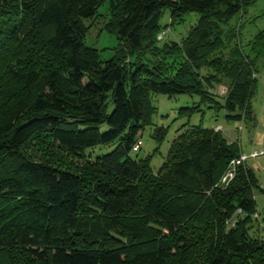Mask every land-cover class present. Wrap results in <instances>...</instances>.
I'll return each instance as SVG.
<instances>
[{"label":"trees","instance_id":"1","mask_svg":"<svg viewBox=\"0 0 264 264\" xmlns=\"http://www.w3.org/2000/svg\"><path fill=\"white\" fill-rule=\"evenodd\" d=\"M255 2L0 0V100H8L0 108V250L14 252L11 264H186L194 246L199 264H264V240L248 232L261 224L256 170L243 162L222 186L239 147L189 124L202 107L226 121L256 119L252 74L261 72L264 28L245 43L236 29ZM104 3L102 28L117 38L106 60L86 44L84 23ZM189 12L198 18L181 40L157 38ZM155 93L198 101L179 109L189 127L153 171V155L139 158L141 144L133 147ZM165 136L154 130L157 148ZM46 146L82 161L61 166ZM102 146L112 148L96 154Z\"/></svg>","mask_w":264,"mask_h":264},{"label":"rangeland","instance_id":"2","mask_svg":"<svg viewBox=\"0 0 264 264\" xmlns=\"http://www.w3.org/2000/svg\"><path fill=\"white\" fill-rule=\"evenodd\" d=\"M98 12L99 14L93 21H91L90 19L84 20V23L86 25H89L88 33L85 37V42L87 45L96 48L98 50L100 58L102 60H106L113 56L114 48L117 46V38L115 34L108 32L102 28V25L108 20L106 3L98 7ZM169 17L170 12L169 9L166 8L164 9L159 21L160 26L167 24L169 21ZM197 18V12L186 13L185 15H183L182 20H179L177 23H175L171 29L170 26H168L166 30L159 32L157 38L181 40V37L187 34L190 27L194 26ZM236 24V29H239V33L241 31L240 37L242 43L247 42V39H249L255 32H257L261 28H264V0H256L253 5L248 7L243 16L239 20H237ZM259 63L260 64L258 65L260 66L259 68L261 72H254L252 74L254 78H258L255 93L251 99L256 119L253 118V120H250L249 122L245 120L240 123L226 121L223 118L222 112L215 110L213 111L212 109L202 107L201 111L194 113L190 117L189 124L196 125L202 123L204 127H210L216 130H220L222 136L227 140L228 143L235 142L237 144L240 149V153H249L253 149L264 147V67L262 68L264 60H259ZM6 83L7 82H5V85ZM223 91H225L224 86H219L216 90V92L220 94L223 93ZM5 94L6 93H4V95ZM6 98L7 97L3 96L2 100H0V108L2 107V105H6V103H8V100ZM152 101L156 107V110L150 116V123L144 126L143 130L138 136V138L141 139L142 143L139 151L137 152V156L139 158H143L148 154H152L153 157L151 159V167L153 171H156L162 164L172 139L175 137V135H178L189 127V125L185 123L187 122V118L185 116L180 117L178 115L179 109L181 107L193 106L197 104L198 97L195 95L190 96L186 94L167 96L164 94L155 93L152 94ZM159 127H164L166 129V136L163 142L157 148L158 144L152 137V133L156 128ZM105 128V125L101 126V129ZM251 145L256 146H254V148L250 150L246 149ZM36 146L44 147L40 142L34 145V147ZM46 148L53 154L51 156H46V158H49L55 163L66 168L76 170L75 167L79 166L82 161L81 156L69 155L66 152H62L58 148L53 146H46ZM111 148V146H102L93 150H95L96 154H102L109 151ZM26 155L31 156L35 159H40V157H44L45 152L43 150L42 152L27 150ZM245 162H247V164H249L256 170L260 178L261 188V185H264V156L249 158ZM227 174L228 173H226V175L224 174L225 177L227 176ZM222 178L220 184H222L223 182ZM261 189L263 190V192L259 191L255 194L256 212L254 213V215L256 216L254 217L258 218V221L261 222V224L257 225L254 221V226L252 225V227L248 229V232L250 235L262 238L264 240V188ZM236 219L237 217L233 216L230 220V224H226L227 228L231 227V221L235 223V221H237ZM199 251L200 246H194L193 248H191V252L186 264H199L201 259V254ZM13 254L14 252L12 254H8L4 250H0V264H11L9 258Z\"/></svg>","mask_w":264,"mask_h":264},{"label":"built area","instance_id":"3","mask_svg":"<svg viewBox=\"0 0 264 264\" xmlns=\"http://www.w3.org/2000/svg\"><path fill=\"white\" fill-rule=\"evenodd\" d=\"M140 144H141V141L138 140L136 142V144L134 145L133 150H136L139 147ZM258 156H264V147L259 148V149H253L249 153H240V155L238 157L232 159L230 161L229 170L226 171V173H228V174H227L226 177H225L226 173L223 176V178H222V181L223 182H222L221 185L222 186H225L228 183V181L234 176L235 168H236L237 165L245 162L249 158H255V157H258ZM261 188H264V185L263 184L261 185ZM237 212H239V209L237 210ZM232 223L233 222H231V224Z\"/></svg>","mask_w":264,"mask_h":264},{"label":"crops","instance_id":"4","mask_svg":"<svg viewBox=\"0 0 264 264\" xmlns=\"http://www.w3.org/2000/svg\"><path fill=\"white\" fill-rule=\"evenodd\" d=\"M263 138H264V134H263ZM263 142H264V139H263ZM263 144V143H262ZM254 146H256V145H251V146H249L248 148H246V149H248V150H250V149H253L254 148ZM244 150V149H243ZM247 152V151H246Z\"/></svg>","mask_w":264,"mask_h":264}]
</instances>
